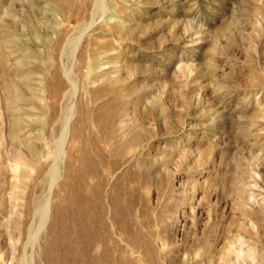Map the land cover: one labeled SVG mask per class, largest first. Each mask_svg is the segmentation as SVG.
Masks as SVG:
<instances>
[{
    "label": "rangeland",
    "instance_id": "obj_1",
    "mask_svg": "<svg viewBox=\"0 0 264 264\" xmlns=\"http://www.w3.org/2000/svg\"><path fill=\"white\" fill-rule=\"evenodd\" d=\"M0 264H264V0H0Z\"/></svg>",
    "mask_w": 264,
    "mask_h": 264
}]
</instances>
